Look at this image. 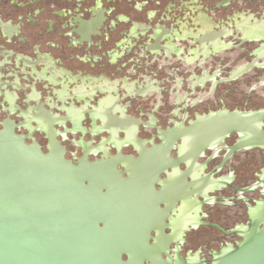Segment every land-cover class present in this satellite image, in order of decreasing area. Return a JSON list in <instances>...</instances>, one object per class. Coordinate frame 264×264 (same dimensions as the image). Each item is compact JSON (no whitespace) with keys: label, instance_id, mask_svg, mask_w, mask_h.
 Here are the masks:
<instances>
[{"label":"flooded vegetation","instance_id":"af4514ba","mask_svg":"<svg viewBox=\"0 0 264 264\" xmlns=\"http://www.w3.org/2000/svg\"><path fill=\"white\" fill-rule=\"evenodd\" d=\"M197 1L216 32L192 13ZM228 2L241 21L218 10ZM262 37L264 0H0V121L28 125L16 132L44 152L50 122L73 164L86 155L127 179L131 234L153 247L144 264H239L264 231V147L232 151L239 133L200 151L161 136L213 112L264 110V61L223 83L264 53L251 42Z\"/></svg>","mask_w":264,"mask_h":264},{"label":"water","instance_id":"95a60500","mask_svg":"<svg viewBox=\"0 0 264 264\" xmlns=\"http://www.w3.org/2000/svg\"><path fill=\"white\" fill-rule=\"evenodd\" d=\"M220 9L236 13L230 2ZM251 42L264 45V38ZM259 61H264V53L229 72L223 83L241 78ZM43 125L47 152L31 130L28 135L16 132L28 125L10 118L0 121V264H144L142 256L152 253L153 247L141 245L131 234L126 213L129 181L115 168L89 162L86 155L81 164H73L58 130L50 122ZM263 126L264 110H222L199 117L181 136L164 134L161 141L172 147L183 139L200 151L239 133L242 139L232 148L238 151L264 147ZM128 158L132 157L112 156ZM252 239L241 249L239 264H264V231ZM124 255L133 257L125 261Z\"/></svg>","mask_w":264,"mask_h":264},{"label":"crops","instance_id":"0c3cea01","mask_svg":"<svg viewBox=\"0 0 264 264\" xmlns=\"http://www.w3.org/2000/svg\"><path fill=\"white\" fill-rule=\"evenodd\" d=\"M189 7L192 9L193 14H196V15H198V17L201 18L200 22L202 24H204V22L206 23V25L204 24L205 26L203 28L204 30H206V32H211V31L216 32V29L218 28V26H216L215 23L210 21L211 18H209L208 14H207L209 6L206 4V2L197 1V2H195L194 5L189 6ZM244 14H246L245 11L240 10L233 16H236V18L241 21L242 20L241 17H243ZM202 17H203V19H202ZM232 18L233 17H231L230 19H232ZM237 19H236V21H238ZM202 21H204V22H202ZM228 23L231 24L230 21ZM223 27H225V26H223ZM225 30H228V28L225 27ZM228 40L230 41L229 44H231V39L228 38ZM236 53L237 52H228V53L221 54L219 56L223 57V58L224 57L227 58L228 62L231 63V65H233V62H235L234 63V65H235L237 62L240 61V60H238V56L236 55Z\"/></svg>","mask_w":264,"mask_h":264}]
</instances>
